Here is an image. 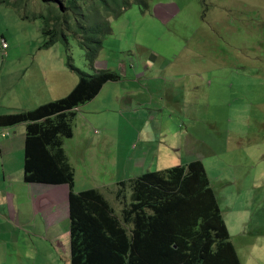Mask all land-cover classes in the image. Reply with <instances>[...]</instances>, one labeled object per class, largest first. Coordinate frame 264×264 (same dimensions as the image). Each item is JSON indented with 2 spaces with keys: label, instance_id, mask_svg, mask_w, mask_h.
<instances>
[{
  "label": "rangeland",
  "instance_id": "1",
  "mask_svg": "<svg viewBox=\"0 0 264 264\" xmlns=\"http://www.w3.org/2000/svg\"><path fill=\"white\" fill-rule=\"evenodd\" d=\"M98 7L85 16L94 25L103 18ZM52 9L41 0H0V114L64 98L79 82L62 41L44 48L45 18L59 14ZM75 14L68 32L75 66L89 74L110 70L121 80L79 107L73 137L62 138L73 191L99 190L130 231L124 211L131 189L119 182L201 160L241 264H264V223L255 224L264 201L245 189L247 180L264 187V0H153L145 13L133 5L109 18L95 69L78 42ZM3 129L12 137L18 131L10 147L21 154L25 124ZM24 156L0 162V188L4 167L24 178ZM45 203L38 197V207ZM23 212L18 224L2 219L0 264H71L69 218L49 229L37 215L34 245Z\"/></svg>",
  "mask_w": 264,
  "mask_h": 264
},
{
  "label": "trees",
  "instance_id": "2",
  "mask_svg": "<svg viewBox=\"0 0 264 264\" xmlns=\"http://www.w3.org/2000/svg\"><path fill=\"white\" fill-rule=\"evenodd\" d=\"M41 1L53 6L51 15L59 9L52 16L54 22L49 15L45 18L44 48L62 41L67 66L78 74L79 82L64 98L31 111L0 114V128L26 126L25 183L67 186L71 264H241L201 160L143 173L131 184L120 181L121 187L131 189L124 211L125 219L133 224L130 231L120 224L99 190L73 191L74 171L62 149V138L73 137L76 110L121 76L105 69L89 74L75 66L68 48L71 12H76L75 27L81 33L78 42L94 68L103 39L112 30L109 18H117L133 5L145 13L153 0ZM98 5L103 18L94 25L85 16L99 9Z\"/></svg>",
  "mask_w": 264,
  "mask_h": 264
},
{
  "label": "crops",
  "instance_id": "3",
  "mask_svg": "<svg viewBox=\"0 0 264 264\" xmlns=\"http://www.w3.org/2000/svg\"><path fill=\"white\" fill-rule=\"evenodd\" d=\"M12 128L13 127H8L6 129L12 130ZM25 131H23L22 133L26 139ZM17 133L18 131L14 132V137H12V133H10L8 140L4 141L3 144H1L2 146H0V162H3L5 160L7 161L9 159L13 160L12 156H14L15 154L17 155V158L21 157L22 152L24 153L25 140L23 141L24 146L21 154L19 149L16 152L13 147H10L14 139L17 137ZM19 163L20 162L18 161L17 164ZM3 169L4 177L1 178H3L2 180L4 184L3 188H0V228L5 225L2 223V219L7 220L10 225L18 224L19 220L22 219V216L25 215L23 212L25 211L28 216L27 218L24 217V223L22 226L27 229L25 233L28 234V242H32L35 245V238H40L39 236L31 234L32 228L34 229L36 226V216L38 215V217H40L42 220L40 221L41 224H44V226L49 229L53 228L59 219H62L63 217L64 219L68 218V206L66 205L68 199V191L65 189V185L53 186L43 184H27L23 179H20V177L14 178L11 175L8 176V173L11 174L13 172L12 167H8L7 169L4 167ZM248 183L249 182L247 180V188L245 189L254 190V200L261 202L262 204V202L264 201V187L260 189L255 180H252L250 186ZM38 197H41L45 200L46 203L44 207H38V205L36 204ZM26 211H29L31 214ZM66 211L67 216L65 215ZM251 216L252 212L251 210H249V222L251 220ZM263 218L264 205L263 208L255 213V220L257 219L255 224L261 226L260 223H264ZM22 226L21 224H19L16 228H20ZM65 235H67L68 238L69 233L67 232Z\"/></svg>",
  "mask_w": 264,
  "mask_h": 264
},
{
  "label": "built area",
  "instance_id": "4",
  "mask_svg": "<svg viewBox=\"0 0 264 264\" xmlns=\"http://www.w3.org/2000/svg\"><path fill=\"white\" fill-rule=\"evenodd\" d=\"M7 47H8V44H7V42H6V40H4V42H3V44H2V48L4 49V50H6L7 49ZM76 111H78V109L76 110ZM8 136H10L9 135V132H7L5 129H3V128H0V146H1V141H2V139L3 138H7Z\"/></svg>",
  "mask_w": 264,
  "mask_h": 264
}]
</instances>
